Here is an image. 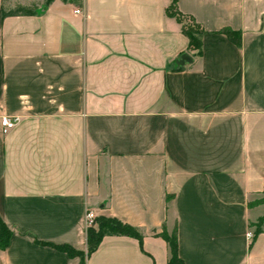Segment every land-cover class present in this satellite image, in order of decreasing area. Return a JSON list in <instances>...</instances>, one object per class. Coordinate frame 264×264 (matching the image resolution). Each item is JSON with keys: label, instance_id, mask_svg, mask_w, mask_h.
Wrapping results in <instances>:
<instances>
[{"label": "crops", "instance_id": "0c3cea01", "mask_svg": "<svg viewBox=\"0 0 264 264\" xmlns=\"http://www.w3.org/2000/svg\"><path fill=\"white\" fill-rule=\"evenodd\" d=\"M1 3L0 264H78L48 244L85 251L88 210L144 236L105 235L85 264H167L163 226L183 264H264V0H178L198 56L168 0Z\"/></svg>", "mask_w": 264, "mask_h": 264}, {"label": "trees", "instance_id": "16d2710c", "mask_svg": "<svg viewBox=\"0 0 264 264\" xmlns=\"http://www.w3.org/2000/svg\"><path fill=\"white\" fill-rule=\"evenodd\" d=\"M54 0H2L1 11L2 17L19 16V15H33L38 13L42 7L48 6ZM62 2H70L75 5H81L82 0H60ZM178 0H168L165 7V14L174 18L180 25L181 32L188 39V48L193 50V55L198 56L202 51V37L205 30L200 23H198L192 15L182 13L177 5ZM227 38L235 43L240 44V31L224 28L221 30ZM256 202H264V196ZM264 225V214L260 216L255 223V230L259 232ZM105 235H127L138 239L140 242L144 236L143 229L139 226L131 225L122 220L111 217L98 215L94 218V224L89 226L85 232L86 250H77L68 244H53L48 245L54 247L59 251L65 252L69 257H79L78 264H85V258L98 246L101 239ZM160 236L168 244L169 257L167 264H183V260L178 255L177 230L176 227L168 232L165 226L162 227ZM11 237V230L0 217V249H4Z\"/></svg>", "mask_w": 264, "mask_h": 264}, {"label": "built area", "instance_id": "2783aa9c", "mask_svg": "<svg viewBox=\"0 0 264 264\" xmlns=\"http://www.w3.org/2000/svg\"><path fill=\"white\" fill-rule=\"evenodd\" d=\"M74 12L75 13H81L82 11L80 8H76L74 10ZM0 121H1V126H2L3 132H6L15 125L17 118L16 117H10V116H2ZM94 218H95V214L93 211L88 210L85 212L84 223H85L86 229L89 226L94 224ZM247 235L249 237L252 236V232H248Z\"/></svg>", "mask_w": 264, "mask_h": 264}, {"label": "water", "instance_id": "95a60500", "mask_svg": "<svg viewBox=\"0 0 264 264\" xmlns=\"http://www.w3.org/2000/svg\"><path fill=\"white\" fill-rule=\"evenodd\" d=\"M42 9L44 10L45 9V6L42 7ZM191 61H192V57L188 53L182 52L176 58L175 64L179 68V67L183 66L186 63H190Z\"/></svg>", "mask_w": 264, "mask_h": 264}]
</instances>
